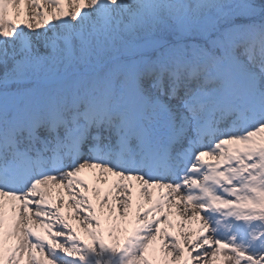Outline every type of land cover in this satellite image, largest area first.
<instances>
[{"label": "snow or ice", "instance_id": "snow-or-ice-1", "mask_svg": "<svg viewBox=\"0 0 264 264\" xmlns=\"http://www.w3.org/2000/svg\"><path fill=\"white\" fill-rule=\"evenodd\" d=\"M0 264H264V0H0Z\"/></svg>", "mask_w": 264, "mask_h": 264}, {"label": "rangeland", "instance_id": "rangeland-1", "mask_svg": "<svg viewBox=\"0 0 264 264\" xmlns=\"http://www.w3.org/2000/svg\"><path fill=\"white\" fill-rule=\"evenodd\" d=\"M85 178L91 179V174L90 173H87L86 176H85ZM173 219L175 220L177 218L174 217ZM71 222L73 223L74 227H76L77 234L80 236L81 240H83L86 243H90L91 242V238L89 236H87L86 233H84V231L80 228V226L77 223V221L76 220H72Z\"/></svg>", "mask_w": 264, "mask_h": 264}, {"label": "bare ground", "instance_id": "bare-ground-1", "mask_svg": "<svg viewBox=\"0 0 264 264\" xmlns=\"http://www.w3.org/2000/svg\"><path fill=\"white\" fill-rule=\"evenodd\" d=\"M87 174V173H86ZM86 174H85V176H86Z\"/></svg>", "mask_w": 264, "mask_h": 264}]
</instances>
